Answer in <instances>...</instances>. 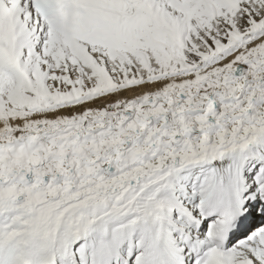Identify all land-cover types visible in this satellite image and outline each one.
<instances>
[{
	"label": "snow or ice",
	"instance_id": "1",
	"mask_svg": "<svg viewBox=\"0 0 264 264\" xmlns=\"http://www.w3.org/2000/svg\"><path fill=\"white\" fill-rule=\"evenodd\" d=\"M0 264H264V0H0Z\"/></svg>",
	"mask_w": 264,
	"mask_h": 264
}]
</instances>
